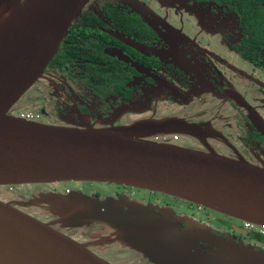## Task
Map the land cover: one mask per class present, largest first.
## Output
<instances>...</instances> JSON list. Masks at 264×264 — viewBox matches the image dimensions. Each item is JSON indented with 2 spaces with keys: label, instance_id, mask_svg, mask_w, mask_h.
Wrapping results in <instances>:
<instances>
[{
  "label": "flooded vegetation",
  "instance_id": "af4514ba",
  "mask_svg": "<svg viewBox=\"0 0 264 264\" xmlns=\"http://www.w3.org/2000/svg\"><path fill=\"white\" fill-rule=\"evenodd\" d=\"M137 2L160 24L150 26L126 0H89L71 27L76 35H66L25 93V107L39 115L37 122L48 125L150 122L154 125L146 130V139L205 141L231 154L223 156L264 168V0ZM174 13L198 16L197 31L188 20L183 27L174 25ZM161 52L185 58L192 68L184 71ZM122 186L104 195L87 192L107 198L114 211L128 213L129 206L139 203L147 210L163 208L165 214L174 213L170 215L180 229L186 223L176 217H187L219 236L264 250V238L244 228L242 220ZM66 234L108 263L155 264L125 244L112 226L92 223Z\"/></svg>",
  "mask_w": 264,
  "mask_h": 264
},
{
  "label": "water",
  "instance_id": "95a60500",
  "mask_svg": "<svg viewBox=\"0 0 264 264\" xmlns=\"http://www.w3.org/2000/svg\"><path fill=\"white\" fill-rule=\"evenodd\" d=\"M28 1L0 0V9ZM88 2L44 0L23 27L0 36H5L0 48V189L12 199L0 198V264H111L50 222L32 217L28 214L32 208L62 220L71 230L92 223L112 226L121 232L125 244L155 264H264L261 249L219 235L205 237L195 229L187 230V224L181 231L165 213L162 216L139 204L124 213L90 202L78 192L64 196L43 192L31 194V208L24 206L25 197L16 204V193L3 189L66 182L124 185L264 228L262 167L212 151L146 139L149 127L142 122L96 126L84 121L60 126L10 114L42 76ZM126 5L150 26L160 24L137 0H126ZM160 54L184 71L192 68L183 57Z\"/></svg>",
  "mask_w": 264,
  "mask_h": 264
},
{
  "label": "rangeland",
  "instance_id": "374dc122",
  "mask_svg": "<svg viewBox=\"0 0 264 264\" xmlns=\"http://www.w3.org/2000/svg\"><path fill=\"white\" fill-rule=\"evenodd\" d=\"M23 1L24 0H21V2H23ZM198 19H199L198 16H195L194 18L190 17L189 19H187L185 17H182V16L178 15V13H174L173 14V18H172V22L177 27H183L182 24L186 23V20H188V24H191L192 25V29L195 30V32H196L197 31V24H198L197 21H198ZM187 27H189V26H187ZM202 35H203V33H201V36ZM199 36H200V34H199ZM25 97L26 96L24 94L19 99V101L12 107V109L10 110L11 111L10 114L12 116L16 117L19 113L31 112L29 109H27L25 107V104H26ZM200 109H204V107L200 106ZM137 121H139V120H133L131 122L128 121L127 124H133V123H135ZM60 126H63V125H60ZM170 143L176 144V145L184 147V148L197 150V151L211 152L210 150L212 148L211 146H209V142L207 143L205 141L194 140V139H191V138H181V137L179 139L171 138V142ZM221 153L226 155V156H231L229 151L226 148H224V147L221 148ZM119 186H114V185H110V184H106V183L66 182V183H59L58 187H54V184H51V185H25V186H21V187L20 186H13L12 187L13 189L11 188V190L16 193L15 194L16 198L14 200V201H16V204H21L20 202H22V199H20V198L22 196L25 197V200H23V202H24V206H26V207L27 206H29V207L33 206V203H32L33 199L31 198V194L32 193L36 194V193L46 192L48 194L51 193V194H54V195L64 196V195H66V193H65L66 189H68L70 191V193L78 192L79 194H83L84 196H86V198L88 200H90V202L95 201V204H100V205H103V206H105V205L106 206H110L111 204H108L109 200L107 198L101 199L98 196H90L89 192H87V191H97V192L101 193V195H104V194L111 193L112 191H117V190H120V189L124 188L122 185H119ZM3 189L5 191L6 190L8 191V190H10V187H3ZM35 194H34V196H35ZM0 198L3 199V200H6V201L12 200V199H9L8 196L2 195L1 189H0ZM35 201H37V200H35ZM138 206H143V205H141L139 203ZM149 209H152V206H150ZM205 209H207L208 211L217 213V214L224 215V214H222L220 212H217V211H214V210H211V209H208V208H205ZM152 210L154 212L160 214V215H164V213L167 212V211H163L164 210L163 208H157V207H154V206H153ZM168 212H169V214H165L166 217H171V215L174 216V213L172 211H168ZM28 214H30L32 217L40 219L41 221H44V222H48L51 219L50 225L53 228L58 229L59 231H61L64 234H66L67 232L71 231V229L62 220H60L58 218H53L52 216H49V215H46L45 212H39L36 209L32 208V209H30L28 211ZM224 216H227V215H224ZM227 217L233 219V217H230V216H227ZM171 219L173 220V223L177 224L178 228H180V225L178 224V222L176 220H174L172 217H171ZM176 219L179 220L180 222L186 223L187 224V226H186L187 230L192 231V230L195 229L200 235H203L205 237H208V236H211V235L214 236V237L218 236L217 234L213 233L210 230V228L207 225H205V223L199 224V225L202 226V227H199V226H197L198 223L195 222V220H194V223H197V225H195L193 223V221L191 219L187 218V217L183 218V217L178 216V217H176ZM195 226H197V227H195ZM181 231H183V230L181 229ZM227 240L233 242V240L231 238H229V237H227ZM243 245H245L246 247H249V248L252 247L253 249H260V248H255L254 246H250V245L248 246L246 244H243ZM113 248H114V246H113ZM262 248L263 247H261V250H263Z\"/></svg>",
  "mask_w": 264,
  "mask_h": 264
},
{
  "label": "bare ground",
  "instance_id": "6f19581e",
  "mask_svg": "<svg viewBox=\"0 0 264 264\" xmlns=\"http://www.w3.org/2000/svg\"><path fill=\"white\" fill-rule=\"evenodd\" d=\"M43 1L44 0H31V1L29 0L26 3L13 2L8 10L4 11V10L0 9V36L4 33H6L5 35H7V33L9 31L11 32L12 29H14V31H16L17 28L22 26L23 23L25 24L27 22L28 18H30L33 15V13L35 12L34 11L35 7L38 8L39 5ZM12 20H15V21L13 23H11ZM24 24H23V26H24ZM3 38L0 39V48H2L5 45L4 43H2V42H4V40H2ZM11 38L12 37H10V39ZM143 125H146L147 127H149V126L151 127L154 124L150 123V122H145Z\"/></svg>",
  "mask_w": 264,
  "mask_h": 264
},
{
  "label": "built area",
  "instance_id": "2783aa9c",
  "mask_svg": "<svg viewBox=\"0 0 264 264\" xmlns=\"http://www.w3.org/2000/svg\"><path fill=\"white\" fill-rule=\"evenodd\" d=\"M16 117L33 122H37L39 120V115L33 112L19 113ZM174 139H176V137H174ZM243 226L246 229H254L259 236H262L264 238V228L256 226L250 222H243Z\"/></svg>",
  "mask_w": 264,
  "mask_h": 264
},
{
  "label": "trees",
  "instance_id": "16d2710c",
  "mask_svg": "<svg viewBox=\"0 0 264 264\" xmlns=\"http://www.w3.org/2000/svg\"><path fill=\"white\" fill-rule=\"evenodd\" d=\"M118 26H120V27H123V25L122 24H118ZM73 35H76V30H75V28H70L69 30H68V33H67V38H70V37H72Z\"/></svg>",
  "mask_w": 264,
  "mask_h": 264
},
{
  "label": "crops",
  "instance_id": "0c3cea01",
  "mask_svg": "<svg viewBox=\"0 0 264 264\" xmlns=\"http://www.w3.org/2000/svg\"><path fill=\"white\" fill-rule=\"evenodd\" d=\"M210 151H212V152H215V153H218V154L222 155V154H221L220 152H218V150H216L214 147H212Z\"/></svg>",
  "mask_w": 264,
  "mask_h": 264
}]
</instances>
